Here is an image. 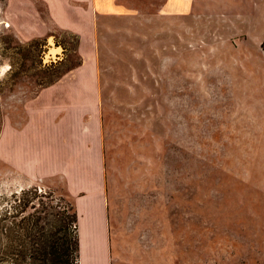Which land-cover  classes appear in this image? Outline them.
Wrapping results in <instances>:
<instances>
[{"label": "rangeland", "instance_id": "374dc122", "mask_svg": "<svg viewBox=\"0 0 264 264\" xmlns=\"http://www.w3.org/2000/svg\"><path fill=\"white\" fill-rule=\"evenodd\" d=\"M120 2L145 19L161 15L154 41L104 31L97 47L115 264H264V42L183 45L182 30L171 38L166 0ZM7 5L0 0V232L27 217L30 235L45 240L60 236L73 201L61 179L25 174L30 159L9 164L10 139L31 147L27 104L83 55L70 31L31 37L41 30L10 19Z\"/></svg>", "mask_w": 264, "mask_h": 264}, {"label": "crops", "instance_id": "0c3cea01", "mask_svg": "<svg viewBox=\"0 0 264 264\" xmlns=\"http://www.w3.org/2000/svg\"><path fill=\"white\" fill-rule=\"evenodd\" d=\"M7 3L10 19L20 24L23 21V27L30 31L41 30L39 35L31 33V37L48 34L53 27L70 31L77 35L83 55L81 65L42 88L27 104L24 121H31V147L27 139L16 146L11 138L9 164L16 167L19 163L21 167L30 159L31 170L29 173L24 167L25 174L61 179L78 213L79 264H115L102 109L105 83L98 69L97 47L104 31L132 39L127 44L141 45L151 38L154 41L161 13L156 11L151 19H145L149 14L120 0ZM242 4L249 7H233ZM163 9L162 14L169 18L172 40L176 30H182L183 45L191 39L210 46L264 42V0H166ZM145 26L151 28L147 39ZM89 45L93 47L91 52L86 48ZM53 50L58 54L59 46ZM24 134L27 137V131Z\"/></svg>", "mask_w": 264, "mask_h": 264}, {"label": "trees", "instance_id": "16d2710c", "mask_svg": "<svg viewBox=\"0 0 264 264\" xmlns=\"http://www.w3.org/2000/svg\"><path fill=\"white\" fill-rule=\"evenodd\" d=\"M64 209L58 237L35 239L30 235L27 217L13 226L3 227L0 232V263L79 264L78 213L71 203Z\"/></svg>", "mask_w": 264, "mask_h": 264}]
</instances>
